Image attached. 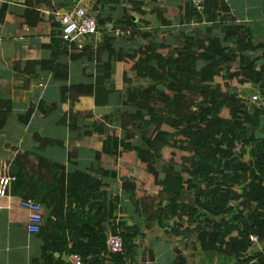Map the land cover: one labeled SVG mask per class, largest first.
I'll use <instances>...</instances> for the list:
<instances>
[{
  "label": "trees",
  "instance_id": "16d2710c",
  "mask_svg": "<svg viewBox=\"0 0 264 264\" xmlns=\"http://www.w3.org/2000/svg\"><path fill=\"white\" fill-rule=\"evenodd\" d=\"M23 3L24 18L33 26L41 19L33 6H51L52 1ZM130 4L144 12L135 8V1ZM207 5L208 24L182 34V43L174 49L165 43L149 42L139 51L128 52L114 47L119 36L113 34L106 43L96 47L88 43L79 50L66 44L61 31L57 32L53 42L70 46L71 60L86 59L96 64L94 82L62 87L61 102L73 106L83 97H92L96 107L109 106L112 95L121 92L113 81L115 62L126 63V69L149 79L145 87L124 92L125 105L134 104V110H107L103 118L107 121L114 115L115 127L96 119L88 126L85 135L103 136L97 159L105 155L121 162L122 192L141 209L148 227L151 223L162 226L169 218L172 224L168 232L175 236L196 235L204 250L234 257L237 264H264V249L257 252L252 241V236H258L264 244V151L253 155L251 148L255 142L251 135H257L262 123L259 111L250 108L237 90L252 83L263 90L264 96V61L259 64L264 54L254 57L251 53L264 45H250L249 34L240 26L223 25L222 34H218V9L210 7L209 0ZM6 7L2 5L0 14L4 15ZM220 10L226 13V6L222 4ZM31 15L37 16V22H30ZM182 19L188 24L201 21V16L187 2ZM109 20L98 19V28L109 31ZM120 23L123 30H132L124 37L133 39L138 29L126 8ZM28 64L46 67L59 78L66 70L65 65H55L54 61ZM230 85L233 88L227 89ZM55 106L47 109L41 103L39 109L48 114ZM11 110V101L0 99V131ZM33 112L30 109L20 117L25 119L23 123ZM70 112L69 117L64 116V126L67 120L73 122L70 126L76 124L77 115ZM166 150L182 155L168 158ZM96 173L99 177L80 169L67 171L64 165L41 156L36 163L26 154L14 160V180L5 193L33 200L44 209L37 234L42 242L38 264H66L56 254L77 255L84 264L134 261L138 239L144 237L140 227L124 215L122 225L113 227V234L122 239V251L110 252L105 223L113 217L115 204L97 202V194L105 188L104 177L116 178L117 171L103 165ZM152 188H156L155 197L149 195ZM96 206L99 209L95 210ZM174 264L187 261L178 254Z\"/></svg>",
  "mask_w": 264,
  "mask_h": 264
},
{
  "label": "crops",
  "instance_id": "0c3cea01",
  "mask_svg": "<svg viewBox=\"0 0 264 264\" xmlns=\"http://www.w3.org/2000/svg\"><path fill=\"white\" fill-rule=\"evenodd\" d=\"M51 1V6H33L35 11L40 13L41 19L37 22V16L31 15L30 22L37 24L30 26L24 18V0H0V11L2 5H7L4 15L0 14V99H9L12 109L5 127L0 131V264H38L36 259L41 254V239L37 234L29 232V212L22 207V198L5 193V189H9L14 180L11 176L14 160L21 154L28 155L34 163L39 156L44 157L64 165L67 171L80 169L98 176L96 172L103 165L117 171L116 178L104 177L105 188L97 194V202L105 200L109 204L110 201L115 204L113 217H109L105 223L107 233H113V227L122 225L121 219L124 215L132 217L140 227L144 237L138 239L137 255L129 264H174L178 254L186 259L187 264H237L234 257L204 250L196 235L175 236L169 233L168 229L172 224L169 218H165L162 226L151 223L148 227L141 217V209L122 192L118 170L121 162L105 155L98 160L97 152L102 149L103 136L85 135L88 126L96 120L104 121L107 127H115L114 115L107 117V121L103 118L106 117L107 110H134L128 107V104L125 105L124 92L126 89L145 87L150 82L149 79L138 77L135 70L126 69V63L115 62L113 81L121 92L112 95L109 106L96 107L92 97H83L73 106L70 102H61L62 87L90 84L96 76V64L86 59L71 60V51L68 49L70 46L66 48L67 42H53L61 28L59 20L62 14L78 5L84 7L96 20L110 18L106 25L109 31L98 28L97 34L88 42L96 47L100 43H106L110 35H116L115 31L112 32L113 29L123 28L120 22L126 8L138 30L133 39L117 36L119 39L114 43L115 48L123 47L128 52H134L149 42H157L172 45L170 49H174L182 43V34L191 29L182 19L188 1L133 0L135 8L140 7L144 12L131 8L132 0ZM209 4L210 7L216 6L218 9L215 10L219 17L215 23L218 34H222L223 25L240 26L249 34L250 45H264V0H209ZM222 4L226 6V13L220 10ZM197 28L203 29L205 25H199ZM162 52L167 53V50ZM251 53L254 57L263 55L264 47ZM145 58L146 56H143V59ZM261 59L260 65L264 61ZM30 61H54L55 65L63 64L66 70L62 72V77L65 73L67 76L61 77L62 79L55 77L46 67L29 65ZM132 65L133 63L131 67ZM124 76L128 79L125 80ZM237 90L244 99L243 91L246 90H255L260 96L258 101L249 103L250 108L259 111L258 119L262 123L257 135H251L255 138L251 146L255 155L264 151V96L261 95L263 90L252 83H247ZM41 103L46 104L47 109L54 104L56 106L51 113L44 114L39 109ZM30 109L34 112L25 124V119L20 117ZM70 111L77 115L76 124L70 126L73 122L67 120L64 126V116L69 117ZM97 209L99 206L95 207V210ZM257 246V252L264 249L262 243ZM55 256L58 258L57 254ZM59 257L64 260L63 254ZM69 258L67 256V260H64L66 264H70Z\"/></svg>",
  "mask_w": 264,
  "mask_h": 264
},
{
  "label": "built area",
  "instance_id": "2783aa9c",
  "mask_svg": "<svg viewBox=\"0 0 264 264\" xmlns=\"http://www.w3.org/2000/svg\"><path fill=\"white\" fill-rule=\"evenodd\" d=\"M191 7L201 16V21L192 20L187 24L191 29L199 25H207L206 12L208 9V0H187ZM60 31L62 39L70 46H76L81 50L97 34L98 23L96 18L82 6H73L69 11L60 17ZM132 30L118 29L116 36H129ZM253 100H258V96H253ZM10 180H12L10 178ZM21 205L29 212V232L38 234L41 229V223L44 218L43 206L33 200L22 199ZM252 241L259 245V237L252 236ZM107 247L110 252L116 253L122 251V239L119 235L109 233L107 236ZM70 264H84L81 257L72 255L69 258Z\"/></svg>",
  "mask_w": 264,
  "mask_h": 264
},
{
  "label": "rangeland",
  "instance_id": "374dc122",
  "mask_svg": "<svg viewBox=\"0 0 264 264\" xmlns=\"http://www.w3.org/2000/svg\"><path fill=\"white\" fill-rule=\"evenodd\" d=\"M139 77V76H138ZM135 79H137V78H135ZM239 87V86H238ZM229 88H233V86L232 85H230L229 87H227V89H229ZM240 88V87H239ZM251 88V87H250ZM247 91V92H246ZM246 91H243V94L245 95V100L248 102V103H250L251 101H254L253 100V96L254 95H259V93L257 94V92L254 90L253 92H249L250 90H246ZM259 97L260 96H258V99H259ZM258 101V100H257ZM133 106H134V104H132V103H129L128 104V107H131V108H133ZM166 155H167V157L168 158H170L171 157V155L172 156H174V157H177V158H179L180 157V155H182L180 152H178V154L177 153H175V154H172V152H171V150H166ZM159 166V168L161 167L160 165H158ZM149 195H151V197H155L156 195H157V192H156V188H152V190H151V192H149Z\"/></svg>",
  "mask_w": 264,
  "mask_h": 264
},
{
  "label": "water",
  "instance_id": "95a60500",
  "mask_svg": "<svg viewBox=\"0 0 264 264\" xmlns=\"http://www.w3.org/2000/svg\"><path fill=\"white\" fill-rule=\"evenodd\" d=\"M255 250H256V251L259 250V247H258V246L255 247ZM57 256L59 257L60 254H57ZM63 259H64V260H67V255H66V254H63Z\"/></svg>",
  "mask_w": 264,
  "mask_h": 264
}]
</instances>
